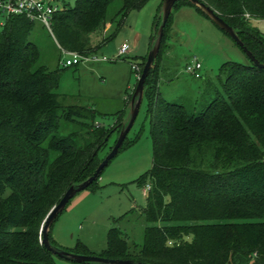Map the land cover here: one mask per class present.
<instances>
[{"label":"trees","instance_id":"obj_1","mask_svg":"<svg viewBox=\"0 0 264 264\" xmlns=\"http://www.w3.org/2000/svg\"><path fill=\"white\" fill-rule=\"evenodd\" d=\"M113 1H61L51 22L60 50L84 57L95 51L90 34L104 26ZM147 1L122 0L116 31L130 11ZM199 1L239 30L243 45L264 65V37L250 22L264 19V0ZM182 6L205 16L184 0L173 10ZM4 17L0 264H57L40 244L41 224L72 184L95 172L108 154L100 158V151L118 136L124 110L106 127L95 121L94 108L62 103L57 93L62 69L37 65L38 48L29 40L34 22L20 15ZM170 24L171 15L144 84L152 164L137 179L139 187H150L142 209L149 224L143 245L130 251L122 231L111 228L106 248L96 256L146 264H264V68L226 62L216 76L220 88L210 101L194 110L171 103L158 90L159 61ZM145 60L135 61L140 73ZM124 147L125 141L119 151ZM98 178L86 190L95 191ZM50 233L49 240L58 246ZM67 251L95 255L79 241Z\"/></svg>","mask_w":264,"mask_h":264},{"label":"rangeland","instance_id":"obj_2","mask_svg":"<svg viewBox=\"0 0 264 264\" xmlns=\"http://www.w3.org/2000/svg\"><path fill=\"white\" fill-rule=\"evenodd\" d=\"M61 1L72 4V0H57L56 3ZM161 1L148 0L140 9L130 11L116 31L122 0H114L108 6L104 26L90 34V44L95 51L78 65L67 68L62 66L68 58L66 53L60 50L46 27L34 21L29 40L38 48L37 65L49 71L62 69L57 89L59 100L66 105L94 108L98 113L95 121L106 127L115 123L122 102L129 99L136 86L137 78L131 64L139 62L148 53L154 18ZM4 19L0 14V24ZM250 22L264 37V19L255 18ZM123 43L129 45L128 53L110 61L118 55ZM103 57L108 61H102ZM193 57L202 65L200 78L186 71ZM226 62L251 64L226 33L193 7L182 6L172 11L159 61L158 90L165 100L188 110L198 109L210 101L215 89L219 90L216 76ZM145 110L146 102L143 101L126 137V147L104 168L96 181L97 189L76 194L54 222L50 234L59 247L73 250L79 241L96 256L106 248L108 230L118 228L130 251L141 249L149 224L142 214L146 196L137 179L147 173L152 164V143ZM116 139V135L110 138L108 148L100 151V158L110 151ZM53 258L57 264H78L56 256Z\"/></svg>","mask_w":264,"mask_h":264},{"label":"water","instance_id":"obj_3","mask_svg":"<svg viewBox=\"0 0 264 264\" xmlns=\"http://www.w3.org/2000/svg\"><path fill=\"white\" fill-rule=\"evenodd\" d=\"M181 0H162L159 10L156 16V22L152 28L151 41L149 44L146 60L143 65V69L139 78L137 79L136 86L130 97L126 108L124 109V115L120 122V130L115 144L103 158L95 172L82 182L72 184L63 194L57 204H55L47 213L40 227V244L52 255L62 258L66 261L78 263V264H146L134 260H120V259H106L95 255H82L76 254L61 247H58L51 243L49 240L50 229L54 221L65 210L66 206L74 196L84 190H86L102 173L104 168L113 160L122 147L128 133L132 129L136 118L138 116L141 104L143 102L144 84L150 71L155 67V62L160 50V44L163 36L164 28L168 22L170 15L174 9V5ZM188 1L191 5L199 9L214 25L220 30L226 33L238 47H240L250 62L258 67L264 68L263 64H260L255 57L247 50L243 45L240 37L239 30L230 27L212 8L204 4L199 0H184Z\"/></svg>","mask_w":264,"mask_h":264},{"label":"built area","instance_id":"obj_4","mask_svg":"<svg viewBox=\"0 0 264 264\" xmlns=\"http://www.w3.org/2000/svg\"><path fill=\"white\" fill-rule=\"evenodd\" d=\"M57 0H0V14L3 16L20 15L24 16L30 21L40 22L46 29L52 34L51 22L53 14L59 9V3ZM129 51V45L123 43L118 51V55L113 57L110 61H115L125 56ZM68 58L64 61L63 67H71L78 65L87 56H81L77 53H66ZM102 61H108L103 57ZM132 71L136 78L140 76V67L136 63L131 64ZM201 69V63L196 57H193L190 64L186 66V71L193 75L195 78H199ZM150 190L149 185L143 189V194L148 195Z\"/></svg>","mask_w":264,"mask_h":264},{"label":"crops","instance_id":"obj_5","mask_svg":"<svg viewBox=\"0 0 264 264\" xmlns=\"http://www.w3.org/2000/svg\"><path fill=\"white\" fill-rule=\"evenodd\" d=\"M129 99H125L121 104V109L119 111H123L126 108V105L128 104ZM118 112V111H117Z\"/></svg>","mask_w":264,"mask_h":264}]
</instances>
